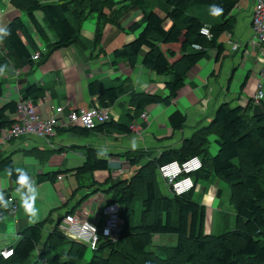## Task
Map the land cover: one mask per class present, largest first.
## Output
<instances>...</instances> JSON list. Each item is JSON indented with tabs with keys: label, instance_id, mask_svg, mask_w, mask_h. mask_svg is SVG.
Returning <instances> with one entry per match:
<instances>
[{
	"label": "trees",
	"instance_id": "16d2710c",
	"mask_svg": "<svg viewBox=\"0 0 264 264\" xmlns=\"http://www.w3.org/2000/svg\"><path fill=\"white\" fill-rule=\"evenodd\" d=\"M122 1H127L128 5L120 6L117 13L126 11L129 6L140 8L143 27L131 41L111 51V60L113 63L123 60L128 67H133L141 54L143 68L166 77L167 95L135 92L127 89L126 84L104 85L97 80L88 82L86 88L88 95L95 99L94 105L103 108H109L121 94L130 90L127 97L134 112L138 113L147 105L166 104L169 99L176 98L186 73L207 49L214 48L216 57L222 53L223 46L217 38L221 33L230 32L229 13L238 0H154L162 16L154 12L153 7H145L146 0ZM116 3L113 0H10V6L23 13L29 27L19 15L12 16L4 24L11 34L0 40V67L4 71L7 67H32L44 62L56 49L74 43L83 46L79 28L90 14L96 16L93 37V43H96L103 25L110 20L107 13ZM212 4H219L224 9L218 22L205 23L189 12L210 11ZM34 11L41 12L43 25L53 36L52 42H48ZM138 25L134 22L130 28ZM201 26L208 27L211 39L199 33ZM29 29L45 41L44 52L38 50ZM35 52L37 58L33 61L31 56ZM260 74L264 82V64ZM1 84L0 79V95ZM40 91V87L31 84L24 89L20 99ZM231 102L230 99L216 104L210 120L182 139L178 148L164 149L143 164L139 161L144 156L149 157V152L142 149L117 154L128 166L134 167L131 174L107 184L108 177L103 183L107 186L95 190L107 197L104 205L118 206V230L113 239L100 237L90 258L83 264H264V97L259 100V111L253 114L248 112L249 105L243 108ZM15 112L16 101L9 100L0 105V131L15 121ZM127 118L132 119L129 115ZM107 129L124 134L131 132L126 123L110 118L91 129L70 125L57 128L56 133L86 135L91 130L102 132ZM209 134L214 135L216 145L213 155L207 151ZM83 154L81 165L72 169L76 189L95 184L93 171L109 170L107 155H98L91 147H85ZM193 155L198 156L201 163L199 170L191 174L193 182L218 178L226 183L235 217L231 229L218 234L204 232L205 207L191 198L193 189L172 196L158 191L157 166L170 160L181 162ZM9 168L14 169L10 154L1 156L0 173L8 176L6 169ZM56 174L57 171L37 175L34 181L52 182ZM9 179L17 187L15 172ZM85 181L88 182L86 185L83 184ZM5 211L7 209L0 208V215ZM72 212L66 214L72 215ZM63 216L44 237V220L22 227L16 240L8 245L12 248L11 256L0 257V264H24L37 246L36 260L32 264L48 257L58 260L59 256L60 264H82L78 261L83 258L86 246L68 239L56 229ZM168 234L175 235L174 245L153 243L154 235ZM60 248H64L60 253H51Z\"/></svg>",
	"mask_w": 264,
	"mask_h": 264
},
{
	"label": "crops",
	"instance_id": "0c3cea01",
	"mask_svg": "<svg viewBox=\"0 0 264 264\" xmlns=\"http://www.w3.org/2000/svg\"><path fill=\"white\" fill-rule=\"evenodd\" d=\"M113 1L118 3L107 13V18L110 20L103 25L101 36L96 43H93L96 16L95 14H90L82 21L79 28V35L84 41L83 46L74 43L67 47L56 49L51 52L44 62L32 67H7L0 74V79L2 80L0 105L9 100H19L23 96L24 89L34 84L36 87H40L41 91L29 98L35 105L37 113L42 117L49 115L52 106H61L63 111H67L70 108L85 109L95 104V99L88 95L86 88L88 82L92 80L101 81L104 85L126 84L127 89L130 88L135 92L145 91L148 93L151 91L158 95H167V91L164 88L166 77L164 75H155L143 68L140 65L141 54H139L133 67H128L123 60L112 62L111 51L131 41L140 32L141 26L143 27L140 22L142 14L140 8L129 6L126 11L117 13L120 6L128 5V3L122 0ZM252 2L253 0H238L236 2L229 13L231 17L230 32L220 34H223L224 41L219 40L220 35L217 38V42H220L223 46L222 53L216 57L214 48L207 49L200 60L186 73L183 85L178 90L176 98L169 99L166 104L147 105L136 115L131 102L128 104L125 101L126 95L130 91L128 90L126 94H121L107 108L111 120L126 123L131 130L130 133L124 134L108 129L102 132L91 130L86 135L57 132L55 137L50 140L52 144H55L52 147L46 146L43 140L33 136L12 138L8 141L0 142V157L10 154L14 169H24L33 180L37 175L56 171L57 174L54 180L61 182L66 174L74 177L72 169L81 165L85 147L94 148L97 154L103 152V155H107L105 158L109 166V170H95L105 172V176L101 179H98L97 175L99 177L102 175L93 171L92 179L95 184L90 187L83 186L76 189V179L72 185H61V189L66 187L70 197L67 199L57 192L58 199L61 201L60 208L57 207L58 202H55L57 199L54 195L53 199L46 195L48 200L45 203L40 202L37 198L38 216L36 218L28 216L19 198L15 195L16 186L13 185L6 174L0 173V190L5 195H11L16 204L12 214L5 211L4 215H0V249L12 244L17 238V232L22 227L41 221L47 210L54 209L52 207L55 206L57 207L55 210L57 219L72 210L71 214L77 219L85 218L100 226L104 219L100 211L106 206L104 202L107 197L101 191L95 190V188L106 187L107 184L119 178L121 174L128 170L132 171L134 167L128 166L117 154L133 149L130 143L133 139L137 143L136 149H142L145 153L149 152V157L146 158L144 156V158L140 159L139 164H143L147 159L158 155L164 149L178 148L182 139L189 137L195 129L210 120L214 110L213 106H216L215 104L221 101H229L231 99L232 104H237L243 108L249 105V114L259 111V102L253 103L251 95L257 83H260L262 88L264 86L260 74L264 64V50L256 42L250 25ZM144 6L153 7L152 10L160 16L163 14L154 0H146ZM7 11L6 16L1 17L0 24L7 22L12 16L19 15L21 17L23 15V13L13 8ZM189 12L205 23L219 21V16H212L207 9L191 10ZM33 14L37 22L44 28L48 42H52L53 36L44 27L41 20V12L34 11ZM134 22L139 25L130 28V25ZM26 23L29 27L28 22ZM166 25L168 26L169 23L166 22ZM29 32L38 50L44 52L45 41L44 46L40 48L37 42L40 37L31 29H29ZM227 41L237 44L238 49L236 51L240 50L239 54L235 55L236 51L229 49ZM238 68L241 69V75L236 73ZM203 71L205 79L201 83H197L198 74ZM226 76L230 79L234 76L239 84L238 91L233 92L229 99H225L226 92L220 93L219 88L225 84V90H227L228 82L227 79L225 80ZM207 91L212 94L208 100L210 109L206 113H201V108L198 104L204 108L201 104V97H205ZM189 107H196L199 110L193 109L192 114L188 115L186 109ZM144 112L148 115L146 120L141 119V114ZM175 114H179L180 117L177 118ZM128 115L132 119L128 120ZM178 121H181L182 125L179 133L175 134V131H172V126ZM57 176H60V178H57ZM108 177L109 182L104 185V179ZM190 177L191 179L193 178L192 176ZM54 180L52 182L41 181L35 183L38 189L47 182L53 184ZM155 180L159 192L161 194L164 193L163 195H168L163 180L159 176H155ZM198 180L193 182L194 186L192 189H194ZM87 181L83 184L86 185ZM200 182L206 187L199 184L198 189L202 197L200 196L201 198L196 202L203 205L206 212L213 204V197L218 196L219 190L207 187L210 183L209 181L200 180ZM73 198L75 199L74 202L70 203L69 201ZM205 216L207 218L208 214H205ZM57 219L53 222L50 221L51 227ZM51 227L48 230L42 229L43 237ZM204 232H209L208 225L206 231L204 228ZM168 236L160 238V235H154L152 241L155 244H165ZM37 249L38 246L32 253H36ZM42 261H45V259L39 260L40 263Z\"/></svg>",
	"mask_w": 264,
	"mask_h": 264
},
{
	"label": "built area",
	"instance_id": "2783aa9c",
	"mask_svg": "<svg viewBox=\"0 0 264 264\" xmlns=\"http://www.w3.org/2000/svg\"><path fill=\"white\" fill-rule=\"evenodd\" d=\"M250 25L253 36L264 50V0H253L250 12ZM207 26H201V29ZM202 34V33H201ZM203 35V34H202ZM205 36V35H204ZM205 38L208 39L207 36ZM229 49L236 51L237 44L227 41ZM198 49V45H192ZM37 58V52L33 53L31 59ZM264 97L260 83H257L254 92L251 95L253 103H258ZM146 114L142 113L141 118L145 119ZM15 121L0 131V142L8 141L12 138L35 136L44 139V144L52 147L50 141L56 135L57 128H64L70 125H79L81 127L91 129L96 124L110 119V114L107 108L98 105H92L88 108H76L63 111L61 106H52L51 112L47 117L41 118L36 111L35 105L31 99H19L16 101V112L14 114ZM201 166L198 156H190L181 162L170 160L157 166L156 175L166 185L168 196L180 195L191 190L194 186L191 174L199 170ZM60 178V176H57ZM11 198V203L7 208V212L12 214L16 204L11 195L6 199ZM118 206L110 204L104 206L100 214L104 219L100 226L83 218L77 219L73 215L65 214L56 224V229L65 237L75 240L88 246L91 250L95 248L100 237L113 239L118 230ZM12 254L10 246H4L0 249V257L6 259Z\"/></svg>",
	"mask_w": 264,
	"mask_h": 264
},
{
	"label": "rangeland",
	"instance_id": "374dc122",
	"mask_svg": "<svg viewBox=\"0 0 264 264\" xmlns=\"http://www.w3.org/2000/svg\"><path fill=\"white\" fill-rule=\"evenodd\" d=\"M9 1L10 0H0V19H1V17H5L6 16V13L8 12L7 11L8 9L12 8L9 5ZM39 1H44V0H39ZM21 18H22V20L26 21V18H25L24 15H21ZM5 23L6 22H4L3 24H0V27H3ZM141 28H142V26H141ZM139 30H140V28H139ZM222 36H223V34L219 36V40L220 41H224ZM37 42H38V45H39L40 48H41V46H44V41L42 39L38 38ZM239 52H240V50L236 51L235 55L239 54ZM236 73L241 75V69L240 68L236 69ZM204 76H205L204 75V71L199 73L198 74V78H197V83H201L205 79ZM228 76L225 77V80L227 79V82H228L227 90H225V84H223L222 87H219L220 88V93L226 92L225 99H229L231 94L233 92H237L238 89H239V84L237 83V78H234V76H233L230 79V78H227ZM263 83L264 82L262 81V84ZM143 92H145V91H143ZM262 92H263V95H264V86L262 88ZM148 93L149 94H156V93H152L151 91L148 92ZM209 94H210V92L207 91L206 92V96L205 97H203V96L201 97V99H202L201 100V104L203 105L204 108H202L201 105L198 104V106H200V108H201V113H206L207 110L210 109L208 100H209V96H212V94H210V95ZM202 95H203V93H202ZM126 97H127V95H126ZM125 101L129 104L130 103L129 97H127L125 99ZM182 105L184 106V104H182ZM206 106H208V108H206ZM214 108H215V106H213V109ZM193 109L194 110H199L196 107L195 108L189 107V108L186 109V113L188 115L192 114ZM181 111L184 112L183 109H181ZM138 113L134 112V114H136V115ZM146 116L148 117L147 114H146ZM175 116L177 118L180 117L179 114H175ZM40 117L43 118L42 116H40ZM147 117H145V119L144 118H141V119L146 120ZM184 119H186V118L184 117ZM181 123H182L181 121L180 122L178 121L177 123H175L172 126V131H175V134L179 133V130H180L181 125H182ZM35 138H38V139H41V140L45 141L44 139L39 138V137H35ZM213 139H214V135L213 134H209L207 136V144L206 145H207V151H208V153L210 155H213L215 153V151H216V145L214 144V140ZM17 158H20V157H17ZM94 173L102 175L100 177H99V175H97L98 179H101L102 177L105 176V172L104 171H95ZM130 174H131V171L128 170L127 172L121 174L120 177L117 178V179L127 178ZM74 180H75V177H72L71 175L66 174V175H64V177H63L61 182L58 181V180H54L53 184L47 182L44 186L38 188V197L37 198L40 200V202L45 203L48 200V197L53 199V195H54L55 198L57 199V201H55V202H58V204H57L58 206L57 207L60 208L61 207V201L58 199L57 192H59L65 198L68 199L70 197L69 191L66 189V187H65V189H61L60 186L61 185H64V186L72 185ZM209 182L210 183L207 185V187H213L214 189H218L219 190V194H218L217 197H213L212 206H210L209 210H207L205 212L206 215L208 214V217L207 218L205 217L204 228H205V231H206V228H207V225H208V230H209L210 233L218 234V233H220L223 230H228V229H231L233 227L234 218H235L234 217V211H233L232 204L227 199L228 190H227L226 183L221 181V180H219L218 178H211V180ZM200 183H201L200 180H198L197 184L195 185V187H194V189L192 191L191 198L194 201H199V198L202 197V195H201V193H200V191L198 189ZM201 185L205 186L203 183L200 184V186ZM156 186H157V189L159 191L158 185H156ZM46 195L48 196L47 198H46ZM74 198L71 199L69 202L70 203L74 202V200H75ZM57 207L55 206V207H52L54 209H51L49 211L47 210L46 214L43 216V219L41 218L42 220H44V223H43V226H42L43 230H48L51 227V225H52V224H50V221L53 222V221H55L57 219V215H56V212H55ZM36 208H38L37 204H36ZM168 235H167L168 236V240H166L165 244H167L168 246H172L175 243L176 237H175L174 234H168ZM165 236L166 235H160V238H165ZM63 249L64 248L53 249L51 253H56V252L60 253V251H62ZM91 253H92L91 249L88 246H86L83 258L80 259L78 262L82 263V264L85 263L90 258ZM35 256H36L35 252L31 253V255L28 257V259L26 260V262L24 264H31L34 260H36ZM60 257L61 256H59L58 260H53L50 257H48L45 261H42L41 263L37 261L36 264H60V260H61Z\"/></svg>",
	"mask_w": 264,
	"mask_h": 264
},
{
	"label": "clouds",
	"instance_id": "9594fccd",
	"mask_svg": "<svg viewBox=\"0 0 264 264\" xmlns=\"http://www.w3.org/2000/svg\"><path fill=\"white\" fill-rule=\"evenodd\" d=\"M224 13L223 7L219 4H212L210 6V14L212 16H221ZM201 33L211 39V33L207 28L201 29ZM0 40L9 36L11 34L10 30L6 27H0ZM4 68L0 67V74H2ZM133 150L136 149L137 143L136 140L133 139L130 141ZM99 155H103L104 153H98ZM9 177L12 176L13 172L16 173V184L17 187L15 189V195L19 198L22 207L25 212L28 214L30 218H36L38 216V209L36 208V200L38 197V189L35 181L31 178V176L21 168H9L6 169ZM11 203V198L6 199L5 194L2 190H0V208L7 209Z\"/></svg>",
	"mask_w": 264,
	"mask_h": 264
}]
</instances>
